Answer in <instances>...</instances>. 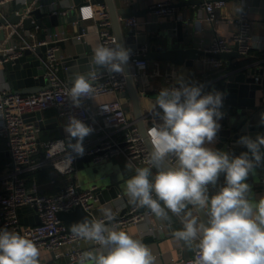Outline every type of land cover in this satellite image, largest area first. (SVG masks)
Masks as SVG:
<instances>
[{
	"label": "clouds",
	"instance_id": "clouds-1",
	"mask_svg": "<svg viewBox=\"0 0 264 264\" xmlns=\"http://www.w3.org/2000/svg\"><path fill=\"white\" fill-rule=\"evenodd\" d=\"M130 53L118 42L95 46L89 70L74 73L72 87L65 93L72 105L78 108L85 98L93 97L99 68L123 75ZM222 103V93H203L200 86L181 82L178 88L161 89L151 111L162 123L147 131L151 145L148 166L135 169L125 192L131 202L150 210L159 220H169V212L180 218L182 229L173 235L195 252L192 264H264V197L252 199L245 182L264 160V136L241 137L239 143L248 151L239 156L206 147L220 128ZM157 106L162 113L155 111ZM64 131L67 142L56 141L48 153L60 157L54 166L61 173L69 169L72 152L83 155V141L93 129L70 116ZM221 173L225 184L210 196L209 186H216ZM201 210L206 224L199 216ZM102 211L106 221L115 220L110 209ZM105 220L86 218L70 226L73 237L99 246L83 252L78 264H156L142 240ZM39 256L32 239L6 227L0 229V264H39Z\"/></svg>",
	"mask_w": 264,
	"mask_h": 264
},
{
	"label": "built area",
	"instance_id": "built-area-1",
	"mask_svg": "<svg viewBox=\"0 0 264 264\" xmlns=\"http://www.w3.org/2000/svg\"><path fill=\"white\" fill-rule=\"evenodd\" d=\"M35 0H0V17L5 19L2 9L12 5H21L19 14L27 17L36 9ZM94 0H85L86 4L81 8H90L89 17L96 22V34L99 44L113 46L116 41L113 33V22L110 12L105 5H94ZM226 0L214 2L206 1L204 9L207 12L206 21L212 25L219 21L218 12L226 8ZM42 10L50 12L52 15L64 16L68 10L60 11L57 2H49L48 5H40ZM236 26L237 32L234 36V44L227 39L216 36L211 45L206 50L213 56L207 61L214 69H221L224 63L215 58V55L228 54L234 51L236 45L238 52L244 58L251 57L253 52L264 51V37L254 36L252 33V21L245 4L237 7ZM175 14V8L171 2H160L152 7V15L163 24ZM160 20V21H159ZM80 21L78 20V23ZM81 23V22H80ZM128 27L140 29L144 25L151 24V20L132 17L124 22ZM8 26L0 25V31ZM21 25H11V31L4 40V46L0 48V138L6 141V151L9 153L14 168L6 167L0 171V229L7 228L32 239L39 251L42 248L52 252L57 261H65L66 264H78L79 257L85 251L80 247L84 240L73 237L71 232H67L64 223L59 218L60 212H71L78 207H82L87 212L93 214L94 202H99L96 195V187H89L84 190L76 181L78 173L77 163L80 158L90 157L91 162L100 165L104 160H114L123 157L134 170L137 167H146L149 150L144 142L141 132L135 122L130 120L127 111V79L125 73L108 74L104 69L99 73V78L94 82L95 93L92 98H85L80 107H74L66 91L72 87V83L62 79V60L60 57L61 42L70 40L63 32H49L45 38L37 43H29L20 32ZM22 38L20 43H15V35ZM87 36V32L83 37ZM78 38H81L80 36ZM46 46L45 78L49 81L50 87L33 95L12 94L10 88L3 79V65L6 62L15 60L22 56L26 49L35 51L38 47ZM149 48L144 45L133 52L132 65L136 69L132 71V77L136 81L145 79L149 62L146 56ZM168 88L178 86H167ZM108 96H115L111 102L94 106L95 100H101ZM55 109L58 115L67 125L68 118L74 116L90 126L93 131L85 137L83 141L84 153L77 155L72 152V162L69 169L61 173L54 164L59 160V156L49 157L48 153L56 141L67 142L68 134L59 140L43 142L41 140L42 130L35 121H26L25 116L37 112ZM75 143V140L72 141ZM41 154V158L37 156ZM174 163V159L172 160ZM53 168L59 175V179H54L52 185L59 187L54 195L42 193L41 188L34 184L31 188L26 185V180L22 174L40 168ZM210 187V186H209ZM93 201V203H91ZM32 207L40 219V224L35 227H26L21 223L19 210ZM122 210V209H121ZM121 210L112 213L114 221L105 223H115L119 230L127 232L131 226L140 225L150 220L154 214L150 210L138 207L136 204L127 207V212L120 216ZM109 224V225H110ZM164 227H152L150 231H163ZM99 246L97 245V248ZM192 258L184 261V264H192Z\"/></svg>",
	"mask_w": 264,
	"mask_h": 264
},
{
	"label": "water",
	"instance_id": "water-1",
	"mask_svg": "<svg viewBox=\"0 0 264 264\" xmlns=\"http://www.w3.org/2000/svg\"><path fill=\"white\" fill-rule=\"evenodd\" d=\"M43 0H35L36 9L32 10L27 17L19 14L22 6L17 5L16 12L9 16L7 19L0 20V25H21L26 30H32L40 28L45 34L47 29L54 28L60 25V16L52 15L50 12L42 10L40 8ZM62 1V0H60ZM76 9L68 12V15L73 17L74 22L80 21L77 18V10L82 8L86 2L83 0H73ZM208 2H214L218 0H207ZM227 2L231 0H226ZM253 9L252 12L260 13L264 17V0H252ZM130 3H134V0H129ZM206 0H178V4L174 5L178 8H193L197 10L200 6H203ZM93 4L105 5L111 15L113 22V33L116 41L123 47L130 49V55L135 52L139 47L147 45L149 52L146 56L147 61L169 62L173 65L183 66L192 65L196 60L201 58L211 57L213 55L206 53L203 50L197 48L188 47L186 43V22L188 16L186 15L183 20H179L178 13H175L174 19H168L160 28L157 29L155 35L148 33L143 34L138 29L128 27L124 22L132 17L147 19L149 14L152 13V8L140 7L139 11L135 12L133 6H126L125 0H94ZM64 12L66 9H61ZM34 20H36L34 22ZM79 22V25L81 23ZM191 23V22H190ZM84 35V29L80 26L79 36L81 38H73L72 44L75 47V54L65 57L62 60V66L66 69L68 76V82L71 83L73 74L76 72L86 73L90 64L89 61L93 55V48L89 45ZM65 48V42L59 44ZM46 46L38 47L35 51L26 49L23 51L22 56L19 58L6 62L3 65L7 81L12 94L16 95H33L40 91L49 88V81L45 78V59H46ZM215 58L221 60L223 63L230 64V61L235 59H244L238 52V46L236 45L233 52L228 54L215 55ZM132 61L130 57L128 63L124 65V73L127 79V92L125 98L131 103V109L133 111L136 125L138 126L144 142L150 152L151 145L149 144V137L147 131L149 127L146 124V118L142 109V99L139 90V84L132 77ZM99 73H103L104 69L99 68ZM263 91L264 95V69L263 68H242L237 72H230L225 75L221 82L209 87L207 90H203V93L220 92L223 94V103L220 111L222 112V118L218 120L220 128L214 141L210 144L206 143V147L216 150L224 151L230 156H239L243 152H247L248 149L239 143V140L243 136H249L253 139L257 135L264 136V123H261L262 115H264V97L258 98V92ZM130 108H127V111ZM155 111L161 112L158 108ZM156 122L162 123L158 117L154 116L153 112L149 113ZM26 121H35L42 131L48 129L50 121L43 119V114L37 112L25 116ZM6 141L0 138V168H14V164L11 161L9 153L5 147ZM264 152V147L261 149ZM79 163L84 164V172L89 175L88 165L91 163L90 157L80 158ZM88 168H87V167ZM87 168V169H86ZM90 170V169H89ZM264 171V160L257 166L254 172L249 173L247 180L245 181L250 185L251 198L255 200L257 192L264 190V177H261V173ZM98 174V170L93 171ZM125 180H112L107 177H101L94 181H88L90 185L96 187V195L99 199V204H106L113 202L120 198L125 197L124 191ZM225 184V174L221 173L215 187H209V195H214L220 187ZM258 185V186H257ZM146 208H143L145 210ZM29 211L36 212L35 208L26 207L19 210V216L21 223L26 227H35L40 224V219L35 213V217L30 221L24 220L23 215ZM127 212V208L121 210L120 216ZM60 220L64 223L67 232L70 233L69 228L72 224L82 222L84 219L97 220L95 216L84 210L82 207L76 208L71 212H60ZM201 220L206 224L207 217L201 210L199 212ZM106 224H110L107 222ZM148 240L144 241L147 245Z\"/></svg>",
	"mask_w": 264,
	"mask_h": 264
},
{
	"label": "crops",
	"instance_id": "crops-1",
	"mask_svg": "<svg viewBox=\"0 0 264 264\" xmlns=\"http://www.w3.org/2000/svg\"><path fill=\"white\" fill-rule=\"evenodd\" d=\"M51 1L57 2L61 9H66L68 10V12H71L76 9L73 0H43L41 4L43 3L44 5H48ZM84 1L85 0H83V2ZM165 1L171 2L173 6L178 4V0H134L133 4L130 3L129 0H125V4L129 7L133 6L134 11L137 12L139 11L141 6L144 8H152L155 4ZM241 4H245V10L249 13L250 20L252 21L253 35L257 37H264V17L260 13L252 12V0L229 1L226 8L218 12L219 21L217 24L214 25L206 21L207 12L204 9V6H200L199 8H197V10L193 8H189L187 10L185 8L175 7V13H178L179 20H183L186 15L188 16L185 34L187 46L197 48L206 52V50L211 45L216 36H221L234 44V36L237 32V7ZM16 8V4H12L3 8L2 11L5 16V19L15 13ZM89 14L90 8L88 9V7H86L85 9L80 8L77 10L76 16L78 19L81 20V25H79L78 21H72L73 17L69 16L67 13L64 16H60L59 26L47 29L45 34L40 28L26 30L22 27L20 29V32L29 43H37L43 40L45 38V35L49 32L65 33L68 37H70V40L65 42V48L59 45V55L64 59L65 57L72 56L75 54V47L72 44V39L79 37L80 26L83 27L85 33L87 32V36H85V41L89 45H91L92 48L99 44L98 35L96 34V22L92 19H86L87 17H89ZM174 15L170 19H174ZM148 18L151 20V24L140 27L139 31H142L143 34H147V27L149 26V34L153 36L157 33V29L160 28V25H163L164 23H158V19L153 16L152 13L149 14ZM0 20H2L1 17ZM35 21L36 20H34V22ZM10 29L11 25H9L8 28L0 31V48L5 45L3 42L11 31ZM14 39L15 43H20L22 40V38H20L17 34L15 35ZM250 58L255 60H252V62H249L246 65L239 66L238 64L241 63V61L244 59H235L233 61H230V64L224 63V66L218 70L214 69L210 64H208V57L196 60L190 66H177L169 62L160 61L150 62L149 69L147 70L146 74L147 77L145 79L137 81L139 84V90L142 99V109L146 118V124L149 127H153L156 123H158L152 117L147 116H149V113L152 112L151 109L153 102L155 101L161 89L168 88L167 86L169 85L180 87V83L182 82L190 86H200L203 91L207 90L209 87L215 84L220 83L221 79L230 72H237L242 68L253 67L264 69V51L253 52L251 57L247 59ZM135 70L136 69L132 65V71ZM2 75L4 78L3 80L6 81V84L9 87L4 68ZM60 75L62 79L68 81L66 69L63 68V66ZM263 97V91L258 92V98ZM115 99V96H108L101 100H95L94 106H97L102 103L111 102ZM127 108H130V110H128L130 120L136 123L133 111L131 109V103L129 101H127ZM42 114L43 119L50 121L51 126L48 129L42 131V135H45L47 137L50 136L51 138L59 137L60 139L64 138L65 135H67V133L64 131L66 123L63 119L59 117L57 110H47L44 111ZM114 160L120 165V171L116 169L113 175H110L107 178L121 181L125 179L128 180L136 174L134 168L131 167V165L127 162L125 158L119 157ZM83 166V163L78 162L77 170L79 171V169ZM153 174H155V169H153ZM77 177L78 173L75 176V179L81 185ZM261 177H264V171H262ZM34 184H37L40 188H42V186H40L37 182H35ZM123 187L125 191L126 182L124 183ZM58 189L59 187L56 185L44 184L42 193L46 192L47 194H53L55 192H58ZM261 197H264V190L257 192V197L255 198V200L258 201ZM132 205H135V203L131 202L130 198L127 195H125V197L120 196L119 199L114 200L113 202L99 204V208L95 207L93 209V215L97 220H101V218L104 217L102 209H110L111 212H113L115 210L125 209ZM194 215H196L195 211ZM34 217L35 213L32 211H29L23 215V219L27 221H30ZM169 217V220H159L154 215L150 220L140 225L131 226L127 229V233L135 239L142 240L143 243L144 241L148 240L147 246L151 249L153 255L156 257V264H184V261L189 258H192L195 252L188 246L184 245L183 242H177L175 240L173 233L176 230L182 229V224L180 218L173 215L171 212H169ZM159 226H163L164 230L158 232L150 231L152 227ZM80 247L83 250H94L97 248V245L93 242L85 241L80 244ZM39 264H66V262L57 261L52 252L46 250L45 248H42L40 249Z\"/></svg>",
	"mask_w": 264,
	"mask_h": 264
},
{
	"label": "trees",
	"instance_id": "trees-1",
	"mask_svg": "<svg viewBox=\"0 0 264 264\" xmlns=\"http://www.w3.org/2000/svg\"><path fill=\"white\" fill-rule=\"evenodd\" d=\"M252 60H255V59L244 58V60H242L241 63H239L238 65L239 66L246 65L249 62H252ZM59 139H60L59 137L51 138L50 136L47 137L45 135H41V140L43 142L59 140ZM37 157L41 158V154H39ZM2 170H4V168H0V171ZM22 178L26 180V185L28 188H31L33 184L37 182L40 186H42L41 188V191H42L44 184L51 185L54 179H59L60 177L53 168L45 167V168H40L34 171L25 172L24 174H22ZM43 193L47 194L46 192H43ZM55 193L47 194V195H54Z\"/></svg>",
	"mask_w": 264,
	"mask_h": 264
},
{
	"label": "rangeland",
	"instance_id": "rangeland-1",
	"mask_svg": "<svg viewBox=\"0 0 264 264\" xmlns=\"http://www.w3.org/2000/svg\"><path fill=\"white\" fill-rule=\"evenodd\" d=\"M87 167V166H86ZM89 167V169H87ZM86 168L88 170L89 175L87 176L86 172H84V166L81 167L78 171V180L83 186V189L86 190L88 189L91 185L88 184V180L94 181L95 179H99L101 177H108L110 175H113L115 170L120 171V165L116 163L115 160H104L102 164L100 165H95L94 163H90ZM98 170V174H95L93 171ZM93 203V201L91 202ZM99 208L98 202H94V208Z\"/></svg>",
	"mask_w": 264,
	"mask_h": 264
}]
</instances>
